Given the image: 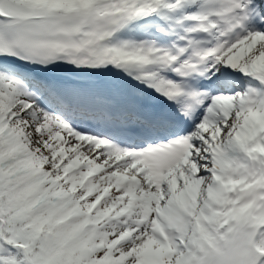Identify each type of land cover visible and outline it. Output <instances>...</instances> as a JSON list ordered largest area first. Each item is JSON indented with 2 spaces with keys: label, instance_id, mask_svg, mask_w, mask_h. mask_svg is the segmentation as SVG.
I'll return each instance as SVG.
<instances>
[{
  "label": "snow or ice",
  "instance_id": "obj_1",
  "mask_svg": "<svg viewBox=\"0 0 264 264\" xmlns=\"http://www.w3.org/2000/svg\"><path fill=\"white\" fill-rule=\"evenodd\" d=\"M0 264H264V0H0Z\"/></svg>",
  "mask_w": 264,
  "mask_h": 264
}]
</instances>
